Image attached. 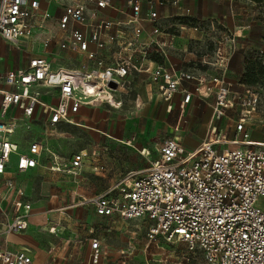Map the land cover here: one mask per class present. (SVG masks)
I'll return each mask as SVG.
<instances>
[{
  "label": "built area",
  "instance_id": "built-area-1",
  "mask_svg": "<svg viewBox=\"0 0 264 264\" xmlns=\"http://www.w3.org/2000/svg\"><path fill=\"white\" fill-rule=\"evenodd\" d=\"M51 1L64 6L57 18L33 0H0V39L18 45L39 31L41 36L49 34L43 36L44 46L49 47L55 36L50 30L45 32L54 18L63 32L60 48L85 55L89 63L75 70L54 69L48 58L36 56L23 68L0 71V177L6 175L13 160L18 172L36 167L45 152L40 141L32 142L23 152L12 139L16 123L5 119L11 106H20L31 121L40 113L50 128L78 124L74 116L83 106L120 105L117 93L129 92V76L150 72L144 64L151 54L165 55L164 44L152 35L160 33L157 6L168 0H128L127 10L120 12L126 16L123 20L104 15L105 9H116L113 0ZM172 3L177 5L179 0ZM185 12L189 14V10ZM146 23L153 25L152 33ZM238 37L237 32L229 31L217 43L215 66L228 68ZM91 44L95 50L90 49ZM113 47L120 51L110 61L107 52ZM150 75L166 101L177 92H181L183 104H189L195 95L214 93L211 125L206 137L191 149L178 137L166 138L158 157L148 158L147 168L129 171L116 185L82 202L93 205L99 216L149 221L147 240L155 245V251L141 260L130 247L119 250L116 259L109 262L100 239L91 237L88 264H174L168 257L155 259L157 248L171 250L161 241L184 244L191 253L183 254L177 264H188L199 253L201 264H264V142H254L247 125L251 110L259 103V91H234L218 77L212 79V85L204 86L203 79L194 73L173 67L159 66ZM196 81L192 88L185 85ZM39 85L54 90L58 102L44 100L36 88ZM235 106H240L241 116L233 130L216 127L214 124ZM31 124L26 129L30 130ZM85 157V151H80L64 165L54 156L51 169L77 175ZM32 209L25 191L12 178H5L0 185V264H35L28 247L11 248L7 241L10 234L27 230ZM52 230L59 235L57 229Z\"/></svg>",
  "mask_w": 264,
  "mask_h": 264
},
{
  "label": "crops",
  "instance_id": "crops-1",
  "mask_svg": "<svg viewBox=\"0 0 264 264\" xmlns=\"http://www.w3.org/2000/svg\"><path fill=\"white\" fill-rule=\"evenodd\" d=\"M33 1H35L41 9H48L50 13L56 18L60 16L64 11L63 4H56L51 0ZM196 1L197 0H179V4L174 5L172 3L173 0H168L164 6H157V11L160 14L161 20L156 24V26L159 27L160 33L153 34L152 36L156 40V42L164 44L163 50L165 52V55L158 53L151 54V59L144 64V68H149L150 72L152 70H155L159 66L166 69L173 67L176 70L190 71L195 74L196 78L203 79L204 86L207 84L212 85V79L215 77L223 78L226 83L230 84L231 88L234 91H245L247 88H250L241 83L242 77L246 72L247 68L246 62L247 60H249L250 57H253L252 53H256L257 56L255 58H259V60L262 58L264 59V46L260 44H255L247 38V35H250V32L248 30L250 27L236 25L234 28L237 34L239 35L237 40V50L232 55L228 68L226 70H223L215 66L214 60L217 43L222 39L223 36H220L218 27H216V25L214 24L219 23L220 18L216 17V15L212 11H208L209 8H207V6H209L210 4V2H208L209 0H202L200 2V4L202 3V5H204L206 8H204V11H201L202 14H198V11L196 10ZM113 3L116 9L107 8L104 10V15L108 18L116 20L125 19L126 16L120 12L121 10H127L128 0H123L122 4H118L115 0H113ZM235 8L238 9L237 6ZM235 8L233 5H231L232 10H235ZM143 9L144 12H146V2H144L143 4ZM185 10H189L188 15L186 14ZM234 10L232 12H234ZM204 17H210L211 26H207L205 28H201L199 26L198 22L201 21ZM223 17L224 19H227V16ZM175 19H178V21L181 22V24H179V28H173L172 20ZM190 21L195 23H193V25H187V23ZM51 23L56 24L55 31L51 29ZM195 26H199V29L195 28ZM146 27L148 32L152 33L153 25L146 23ZM242 29L244 31H242ZM49 30L51 31V34L55 36L49 47H45L43 43V36L45 37L49 34H42L43 36H41L38 34L39 31H37L34 36L30 39L21 40L18 45H14L10 42H7L6 40L0 39V71L17 70L23 68L28 65V62L31 58L36 56H43L48 58L49 61L52 63L54 69L64 68L75 70L80 69L85 64L89 63V60L85 57V55L72 51L70 49L63 50L60 48L59 41L63 36V32L59 30L57 22L54 18L48 22V30H46L45 33H47V31ZM35 36L39 37V39L41 38V41L38 42L41 46L40 49H44L47 51H35L32 50L29 46H24L25 42L30 41L31 39L35 38ZM90 49L95 50V46L91 44ZM252 49H255L254 51L256 52H253ZM119 51V47H113L112 49H110L107 52L109 56L108 59L110 61L114 60L117 57ZM49 52L50 54L52 53L54 57L49 56ZM64 56H66L67 58L65 59ZM60 57L64 58L65 63L60 59ZM56 58L57 60L60 59L61 62L54 61ZM150 72H133L132 75L129 76V92L127 91L117 93V99L119 100L120 96L127 95V93L147 95L150 98H161L158 94L157 88L153 85V83H151ZM198 82L199 81L192 83L187 82L185 83V85L192 88L193 85ZM36 88L43 94L44 100H47L51 103L58 102V98L55 95L54 90H49L47 87H44L42 85H39ZM211 97L213 98L212 104L209 103ZM174 98L179 100L180 104L178 107L183 113L188 112L193 102L197 99L205 101L206 105L208 106L206 107L209 110L208 116L206 117L204 122V125L207 127V130L201 137H198L196 139L191 138L188 140L187 144L183 142V139L180 136H176L181 139L182 143L188 149L194 148L199 145V143L202 141V139L206 137L209 131L212 120L215 94L212 93L207 97H199L198 95H195L189 104L182 103L183 97L181 92H177L173 99ZM173 99L170 101H166L161 98V100L167 103H171ZM1 104L2 96L0 95V120L3 119ZM95 106L99 105L83 106L80 112L74 116L76 122L79 124V120L82 119V117H84L85 115H87V113L92 110ZM5 119L16 123V131L12 135V139L20 145V149L23 152H27L29 145L34 141H40L43 144V141H41L37 137H34L36 129L42 128L48 130L55 129L58 126L57 125L54 128L46 126L45 117L38 112L31 121L30 119L24 117L20 106L15 105L11 106ZM31 122L32 124L30 130L26 129V125L30 124ZM116 129L117 128L114 125L111 127L112 132L117 131ZM254 134L256 133H253L252 137V140L254 142H264L259 136L254 138ZM103 135L111 138V136L107 132H103ZM20 136H25L26 139L24 141H21L19 140ZM153 139L154 138H152L151 142H146L145 146L141 145V149H136L138 153L147 161L148 158L154 159L158 157L159 148L166 138L158 139L157 141H154ZM143 151L145 154L142 153ZM46 155H48V151L45 147V152L39 158V164L26 172H18L16 169V162L15 160H13L12 163L8 166L6 175L0 177V185L5 178H12L22 190L26 191L24 185L26 174H28L34 169L44 168L55 173L67 174L70 180L73 182L74 186L78 188L80 187L84 178V164L86 157L84 159L83 167L80 172L77 175H73L72 173L66 170H52L51 165L54 163L53 158L50 164L44 165V159ZM52 155L53 157H57L54 153H52ZM72 156L73 154L68 158L57 157V160L66 165L68 164ZM147 167L148 166L134 170H143ZM120 180L104 187L103 189L97 191L92 195L83 196L76 202H72L70 204L68 202L61 204L50 203L48 206L42 208V210L36 209L34 207L30 196L25 192V200L29 201L32 204L33 208L29 218V226L27 230L21 233L10 234L7 238L8 246L15 249L20 247H28L31 251L35 264H68L70 261L67 257H72V253L68 252L69 243L71 240L74 239V236H77L76 227H82V229L85 231L84 235L82 236H85L86 242L88 244L86 259L82 264H88L89 262V257L91 253L89 239L91 237H97L98 239H100L103 250L105 251L104 255L109 262L114 261L116 259L119 254V250L130 247L135 249L134 257L140 260L142 258H145L146 255L155 251V245L148 243L147 240V233L150 228L149 221L143 219L124 220L118 215H113L109 217L99 216L96 214L93 205L82 204L83 201L102 193L104 190L111 186L116 185ZM75 195L76 194L74 192L73 196ZM36 217L39 218V221H33V219ZM131 222H138V224L143 223L147 226L146 235L142 237L143 240H141V236H139L138 234V226L136 225V227H132L130 225ZM52 228L57 229L59 235H56L53 232ZM32 229L35 232H29ZM21 236H38V238H40L41 236H48L51 239L57 240L58 244L49 241L48 246L43 247L40 243L37 242L38 249L35 250L34 247H31L30 244L21 241V238H19ZM61 245L62 247L60 248H62V251H60L59 253L57 248ZM40 255L48 256L51 260L47 262H41V260L38 259Z\"/></svg>",
  "mask_w": 264,
  "mask_h": 264
},
{
  "label": "rangeland",
  "instance_id": "rangeland-1",
  "mask_svg": "<svg viewBox=\"0 0 264 264\" xmlns=\"http://www.w3.org/2000/svg\"><path fill=\"white\" fill-rule=\"evenodd\" d=\"M115 1L122 4L123 0ZM201 1H196L198 14H202L201 11L206 8L202 3L200 4ZM208 2H210L207 6L208 11H212L216 17L220 18V22L214 25L218 27L221 37L229 31L236 32L234 28L236 25L248 26L250 27L248 29L250 35H247V38L255 44L264 46V2L254 0H209ZM231 5L234 8L237 6L238 9L235 8L232 12ZM223 16H227V19H224ZM172 21L173 28H179L181 22L178 19ZM193 23L195 22H188L187 25H193ZM198 23L201 28H205L211 26V19L204 17ZM50 27L52 30H56V24L51 23ZM242 31L244 30L242 29ZM40 41L41 38L35 36V38L25 42L24 46H29L35 51H47L40 49L41 46L38 43ZM252 50L256 52L255 49ZM48 55L54 57L50 52ZM252 56L255 58L257 55L252 53ZM57 58L54 61L61 62L62 60L65 63L64 58L60 57L61 60H57ZM257 59L259 60V58ZM259 61L264 65L263 58ZM256 88L260 93L259 103L254 110H251L252 113L249 115L247 125L251 128V137H253V133H256L254 138L259 136L264 141V79ZM212 100L211 97L209 103L212 104ZM119 102V107L110 105L93 107L87 115L79 120V124H60L57 128L48 130L36 129L34 137L43 141L44 147L48 151L44 165L51 163L52 158H54L52 153L58 158H68L80 151L86 153L85 173L79 188L75 187L69 176L64 173H55L48 169L38 168L26 174L25 192L30 196L36 209L42 210L50 203L68 202L70 204L76 202L83 196L92 195L120 180L128 171L148 166V161L136 149H141V145L145 146V143L151 142L152 138L157 141L158 139L180 136L183 142L188 144L189 139L201 137L207 130L204 122L209 110L206 108L208 106L205 101L202 100H195L189 111L185 113L179 109L180 103L176 98L171 103H167L161 98L127 93V95L120 96ZM240 111V106H235L228 110L226 116L214 125L231 132L235 121L241 116ZM113 125L117 128L115 132L111 131ZM103 132H107L111 138L104 136ZM25 139V136L19 138L21 141ZM74 192L75 196H73ZM33 221H39V218L36 217ZM130 225L132 227L138 226V234L143 240L142 237L146 235L147 226L143 223L138 224V222H131ZM76 228L77 236H74L68 247V252L72 253V257H67L70 261L68 264H82L88 251L86 238L82 236L85 231L82 227ZM29 232L35 231L32 229ZM19 238L21 241L30 244L31 247L33 246L35 250L38 249V243L43 247H47L49 241L58 244L57 240L48 236H41L40 238L38 236H21ZM160 244L171 250L163 251L157 248L155 254L157 260L168 257L172 263L177 264L178 259L180 260L183 254L188 253L191 256L184 244H167L162 241ZM60 247L62 245L57 248L59 253L62 251ZM38 259L41 262L51 260L44 255H40ZM201 261L202 255L199 253L188 264H201Z\"/></svg>",
  "mask_w": 264,
  "mask_h": 264
},
{
  "label": "trees",
  "instance_id": "trees-1",
  "mask_svg": "<svg viewBox=\"0 0 264 264\" xmlns=\"http://www.w3.org/2000/svg\"><path fill=\"white\" fill-rule=\"evenodd\" d=\"M256 2H264V0H254ZM191 22V21H190ZM247 68L244 73L241 83L250 87L256 88V86L263 82L264 79V65L257 58L250 57L246 62Z\"/></svg>",
  "mask_w": 264,
  "mask_h": 264
},
{
  "label": "bare ground",
  "instance_id": "bare-ground-1",
  "mask_svg": "<svg viewBox=\"0 0 264 264\" xmlns=\"http://www.w3.org/2000/svg\"><path fill=\"white\" fill-rule=\"evenodd\" d=\"M113 106H114V107H119V105H117V104H114Z\"/></svg>",
  "mask_w": 264,
  "mask_h": 264
},
{
  "label": "water",
  "instance_id": "water-1",
  "mask_svg": "<svg viewBox=\"0 0 264 264\" xmlns=\"http://www.w3.org/2000/svg\"><path fill=\"white\" fill-rule=\"evenodd\" d=\"M112 86H114V87H115V84H112Z\"/></svg>",
  "mask_w": 264,
  "mask_h": 264
}]
</instances>
